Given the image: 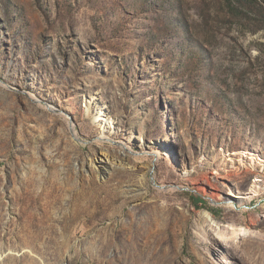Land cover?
I'll use <instances>...</instances> for the list:
<instances>
[{
    "label": "rangeland",
    "instance_id": "374dc122",
    "mask_svg": "<svg viewBox=\"0 0 264 264\" xmlns=\"http://www.w3.org/2000/svg\"><path fill=\"white\" fill-rule=\"evenodd\" d=\"M0 264H264V0H0Z\"/></svg>",
    "mask_w": 264,
    "mask_h": 264
},
{
    "label": "bare ground",
    "instance_id": "6f19581e",
    "mask_svg": "<svg viewBox=\"0 0 264 264\" xmlns=\"http://www.w3.org/2000/svg\"><path fill=\"white\" fill-rule=\"evenodd\" d=\"M105 159H106V158H105ZM211 197H212L213 199H215V200L217 199V197L214 196V194H212ZM240 199H241V198H240ZM239 205H240V206H243V204H241V201L239 202Z\"/></svg>",
    "mask_w": 264,
    "mask_h": 264
},
{
    "label": "trees",
    "instance_id": "16d2710c",
    "mask_svg": "<svg viewBox=\"0 0 264 264\" xmlns=\"http://www.w3.org/2000/svg\"><path fill=\"white\" fill-rule=\"evenodd\" d=\"M197 201L200 202V203H203V200L200 199V198H197Z\"/></svg>",
    "mask_w": 264,
    "mask_h": 264
}]
</instances>
